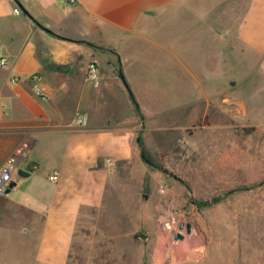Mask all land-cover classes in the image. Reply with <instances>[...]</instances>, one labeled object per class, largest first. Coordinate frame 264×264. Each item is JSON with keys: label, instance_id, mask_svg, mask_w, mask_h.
<instances>
[{"label": "rangeland", "instance_id": "rangeland-1", "mask_svg": "<svg viewBox=\"0 0 264 264\" xmlns=\"http://www.w3.org/2000/svg\"><path fill=\"white\" fill-rule=\"evenodd\" d=\"M190 1L192 10L171 16L207 24L190 27L193 37L176 28L168 46L178 47L179 57L156 52L144 60L139 101L129 91L121 113L101 126L76 123V165H67L65 176L76 185L62 187L66 209L80 214L76 264H149L156 234L165 241L164 264H264V78L249 74L258 59L233 35L229 20L243 10L226 0ZM206 3L213 8L204 10ZM102 50L106 66L117 71L115 58ZM87 64L89 73L101 63ZM88 77L98 85L96 71ZM173 101L191 104L170 106ZM82 115L77 111L76 119ZM70 155L67 150L63 158ZM49 173L41 165L29 182L41 179L51 194ZM169 216L176 230L191 223L194 232L178 230L184 238L173 240L160 227Z\"/></svg>", "mask_w": 264, "mask_h": 264}, {"label": "crops", "instance_id": "crops-1", "mask_svg": "<svg viewBox=\"0 0 264 264\" xmlns=\"http://www.w3.org/2000/svg\"><path fill=\"white\" fill-rule=\"evenodd\" d=\"M227 1L232 3L230 9L243 10L241 17L229 21L234 38L248 49L250 59H258L250 65L249 74L262 80L264 0H226L223 4ZM193 8L190 0H75L73 4L0 0V58L7 61L6 67L0 66V165L20 142L28 141V153L18 168L30 171L8 194L0 195V264H76L80 214L66 209L68 200L62 190L65 183L76 185V178H65L67 165L71 169L76 165V112L84 114L87 128L98 127L121 113L118 107L128 104L129 91L139 101L136 83L145 77L144 60L156 52L179 57L178 47L168 46L176 28L183 27L191 35L190 27L207 24L204 18L171 16ZM202 8L213 7L206 3ZM224 22L218 20L219 25ZM181 33L177 32L179 39L185 36ZM102 49L115 58L117 71L106 66L109 58ZM223 52L222 47L220 63ZM97 60L101 63L95 68L98 85L92 84L86 68ZM182 69L197 84L202 83L192 67L183 64ZM33 74L39 76L36 83L27 79ZM13 77L17 83L10 82ZM38 86L42 97L34 93ZM186 103L173 101L170 106L191 104ZM67 150L72 155L66 160ZM41 165L51 171L48 178L56 177L51 194L41 179L29 182ZM152 245L149 264H164L163 237L156 234Z\"/></svg>", "mask_w": 264, "mask_h": 264}, {"label": "built area", "instance_id": "built-area-1", "mask_svg": "<svg viewBox=\"0 0 264 264\" xmlns=\"http://www.w3.org/2000/svg\"><path fill=\"white\" fill-rule=\"evenodd\" d=\"M69 3H75V0H67ZM0 66L1 67H6L7 66V61L3 58H0ZM91 72H94L95 69L91 65L90 68ZM89 71V74H90ZM95 75L93 74V78ZM27 79H29L32 82H38L39 81V76L37 74L33 75H27ZM18 78L13 77L10 79L11 83H17ZM42 87L38 86L35 90V95L38 97H42ZM86 118L84 116H80L76 119V123L78 125H84ZM29 150V143L28 141H22L20 142L13 150L12 152L8 155L6 160L0 165V195L4 196L5 190L7 189L8 184L14 179L16 171L19 167V163L26 158V155ZM56 177L55 175H51L49 177L50 181H55ZM176 223V218L174 216H169L165 220L160 222V227L164 231H169L170 233L174 234L176 231V228L174 227Z\"/></svg>", "mask_w": 264, "mask_h": 264}, {"label": "water", "instance_id": "water-1", "mask_svg": "<svg viewBox=\"0 0 264 264\" xmlns=\"http://www.w3.org/2000/svg\"><path fill=\"white\" fill-rule=\"evenodd\" d=\"M18 7L21 9L22 13H24L27 17L32 19L31 16L29 15V13L22 7V5L20 3H18ZM42 29L48 32L47 29H45V28H42ZM29 175H30V171L29 170H24V169L18 168L17 171H16V174H15V179H13L8 184L7 189L5 190V194H8L10 192V190L16 186V183H17V181L19 179L27 178V177H29ZM143 198H146V195H143ZM178 230L179 231L184 230L186 235H191L194 232L195 229L193 228L191 223H185V224L184 223H180L179 226H178ZM141 238L143 240H145L144 236H142ZM183 238H184V236L180 232L174 233L173 236H172L173 240H182Z\"/></svg>", "mask_w": 264, "mask_h": 264}, {"label": "bare ground", "instance_id": "bare-ground-1", "mask_svg": "<svg viewBox=\"0 0 264 264\" xmlns=\"http://www.w3.org/2000/svg\"><path fill=\"white\" fill-rule=\"evenodd\" d=\"M177 243V242H176ZM161 246V245H160ZM168 246V245H167ZM180 246V245H179ZM158 249H157V251H156V254H155V261H157V259H158V253H159V251H160V248H162V246L161 247H157ZM178 248V247H177ZM187 248V247H186ZM187 250V249H186ZM184 251V250H183ZM189 251V250H188ZM184 253V252H183ZM185 254V253H184ZM185 256V255H184ZM161 261V260H160ZM155 263V262H154Z\"/></svg>", "mask_w": 264, "mask_h": 264}, {"label": "trees", "instance_id": "trees-1", "mask_svg": "<svg viewBox=\"0 0 264 264\" xmlns=\"http://www.w3.org/2000/svg\"><path fill=\"white\" fill-rule=\"evenodd\" d=\"M132 98V97H131ZM141 157L147 162V163H150L151 162L149 161V159L147 158L146 154L144 152L141 153Z\"/></svg>", "mask_w": 264, "mask_h": 264}]
</instances>
